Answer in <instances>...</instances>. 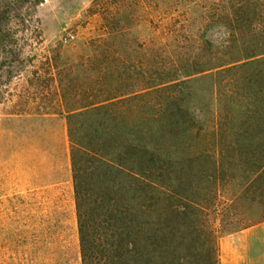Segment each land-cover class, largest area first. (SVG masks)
Returning <instances> with one entry per match:
<instances>
[{"label":"trees","instance_id":"trees-1","mask_svg":"<svg viewBox=\"0 0 264 264\" xmlns=\"http://www.w3.org/2000/svg\"><path fill=\"white\" fill-rule=\"evenodd\" d=\"M102 1V33L50 48L2 113L65 119L80 264H220L264 222V0H158L142 39Z\"/></svg>","mask_w":264,"mask_h":264},{"label":"rangeland","instance_id":"rangeland-1","mask_svg":"<svg viewBox=\"0 0 264 264\" xmlns=\"http://www.w3.org/2000/svg\"><path fill=\"white\" fill-rule=\"evenodd\" d=\"M143 1L102 2L118 12L115 19L119 23L134 25L133 38L142 39L150 35L146 25L159 19L158 0H147L149 6ZM95 3L0 0L3 97L15 93L17 85H26L25 79H32L33 71L43 74L50 48L61 44L69 49L64 56L72 59L79 51L71 47L102 33L101 16L92 14ZM8 69L22 72L8 82ZM205 85L197 81L193 87L200 93ZM2 107L0 104V264H80L73 181L65 157V119L5 116ZM214 224L219 229V217L214 216Z\"/></svg>","mask_w":264,"mask_h":264},{"label":"crops","instance_id":"crops-1","mask_svg":"<svg viewBox=\"0 0 264 264\" xmlns=\"http://www.w3.org/2000/svg\"><path fill=\"white\" fill-rule=\"evenodd\" d=\"M220 264H264V222L219 240Z\"/></svg>","mask_w":264,"mask_h":264},{"label":"built area","instance_id":"built-area-1","mask_svg":"<svg viewBox=\"0 0 264 264\" xmlns=\"http://www.w3.org/2000/svg\"><path fill=\"white\" fill-rule=\"evenodd\" d=\"M70 37H71V38H73L74 36H73V35H71Z\"/></svg>","mask_w":264,"mask_h":264}]
</instances>
